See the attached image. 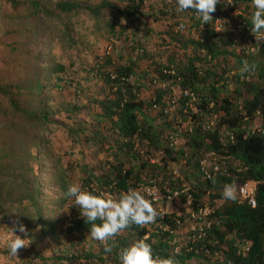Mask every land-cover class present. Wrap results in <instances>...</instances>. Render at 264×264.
<instances>
[{
    "label": "trees",
    "instance_id": "trees-1",
    "mask_svg": "<svg viewBox=\"0 0 264 264\" xmlns=\"http://www.w3.org/2000/svg\"><path fill=\"white\" fill-rule=\"evenodd\" d=\"M253 11L252 0H220L202 25L176 0H0V229L22 223L31 237L17 257L0 248V264H119L141 238L180 264H264V133L253 126L264 127V33L252 34ZM81 13L123 40L117 54L74 37ZM249 180L255 208L235 192ZM73 184L114 196L154 187L160 215L107 252L65 197ZM189 194L191 210L211 209L201 236L161 212Z\"/></svg>",
    "mask_w": 264,
    "mask_h": 264
},
{
    "label": "clouds",
    "instance_id": "clouds-1",
    "mask_svg": "<svg viewBox=\"0 0 264 264\" xmlns=\"http://www.w3.org/2000/svg\"><path fill=\"white\" fill-rule=\"evenodd\" d=\"M218 3H220V0H176L177 10L179 12L192 10L196 19L199 20L202 25L213 23L214 18L212 14L216 11ZM252 7L254 11L251 14L252 26L250 30L252 34H262L264 33V0H252ZM248 70V66L245 65L244 71ZM253 126L257 131L264 133L262 120H254ZM179 138L180 137L174 134L170 135V145L178 146L181 144V139ZM236 164L237 163H235V165ZM246 183H249L252 186V197L255 201L254 205L250 203L249 198H243L239 194V188ZM257 186V181L249 180L240 184L235 192L239 196L240 201H245L250 207L255 208L257 205ZM179 193L180 192H178L177 195L178 197L180 196ZM64 195L66 198L72 200L71 206L77 207L80 216L88 225H91V237L94 240L107 245L105 249L107 252L112 251L111 244L108 242L113 241L114 238L120 235L125 229L129 228L131 225L143 227L153 224L160 215V212L154 206V201L146 198L151 195V193L135 188H129L127 191L120 192L118 196H114L110 193L100 192L95 189L90 190L88 188H82L78 184H73L68 187ZM223 195L225 199L235 200L236 198L233 188L227 185L225 186ZM185 200V203L181 204V206L183 205L182 208L185 212L179 206H174L172 203H170L172 210L165 208L161 210V212L167 214V212L173 211V213H176L178 216L184 218L187 216L185 220H187V218L189 219L188 225L191 230L198 232V236H201L199 235L200 232H202V234L205 233L203 228H208L211 224V209L209 206H204L198 210H191L189 208L192 202L191 195L189 194ZM204 209L208 210L205 214L203 213L205 211ZM176 210H178L180 214H178ZM200 212L202 214H200ZM188 214H190V218L188 217ZM97 221H99V223H97ZM185 228L187 229V225ZM10 230L11 235L6 241L5 247L10 256L17 257L19 250L30 244L31 237L27 235V228L22 223L17 224ZM184 232H186V230ZM17 233H22L24 236L17 235ZM247 244L248 248L250 242ZM119 264H180V262L174 255L167 257L157 255L147 238H141L120 250Z\"/></svg>",
    "mask_w": 264,
    "mask_h": 264
},
{
    "label": "rangeland",
    "instance_id": "rangeland-1",
    "mask_svg": "<svg viewBox=\"0 0 264 264\" xmlns=\"http://www.w3.org/2000/svg\"><path fill=\"white\" fill-rule=\"evenodd\" d=\"M84 1V0H82ZM113 15L111 13H109V19H112ZM74 21L76 22V26H75V30L73 31L74 33V37L76 39H80L82 41H85L86 44L88 45H92L93 49L98 52V53H102L105 51V47L107 46L108 50H112V52H114V54H117V52L121 49V46L123 44V40L119 41L116 40L115 38L111 37L108 33H107V28L106 26H104V24L101 25V28H96L95 22L86 14L81 13L79 15H77L74 18ZM123 23H125V20H123ZM163 28H166L164 26V24L155 29V33H153L154 35H156V32H158L159 30L162 31ZM159 29V30H158ZM145 31V30H144ZM146 32V31H145ZM108 36L109 40H103L102 36ZM99 40V43L97 44ZM157 42L158 40L155 39ZM154 41H150V48H154ZM84 61H89L88 59H84ZM78 68V67H76ZM232 87V86H231ZM174 206H178L179 205V201L177 202V205H175V203H173ZM180 206V205H179ZM168 210H172V207L170 206V204H168L167 206ZM182 236L181 238L184 236V233H181ZM11 232L10 231H6L4 229H0V238H4V237H10ZM6 244V243H5ZM5 247V245H1V241H0V248ZM0 259L3 261L2 256L0 255Z\"/></svg>",
    "mask_w": 264,
    "mask_h": 264
},
{
    "label": "built area",
    "instance_id": "built-area-1",
    "mask_svg": "<svg viewBox=\"0 0 264 264\" xmlns=\"http://www.w3.org/2000/svg\"><path fill=\"white\" fill-rule=\"evenodd\" d=\"M215 170L218 169V166H215L214 167ZM176 174V176H179V174L175 171L174 172ZM147 192L148 193H151V196H152V200L154 201H157L158 199L161 198V196H158L156 190L154 188H147ZM239 194L243 197V198H249V201L252 205L255 204V201L252 197L253 195V189H252V186L249 184V183H246L244 185H242L240 188H239ZM178 195V192H174V196H177ZM168 199H172L173 197L172 196H167ZM205 211L203 212L204 214L206 213V211L208 212L207 209H204ZM178 212V214H180V212L178 210H176ZM200 214H202L200 212ZM8 240V237H4V238H0V241H1V245H5L6 241Z\"/></svg>",
    "mask_w": 264,
    "mask_h": 264
}]
</instances>
